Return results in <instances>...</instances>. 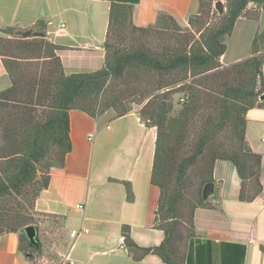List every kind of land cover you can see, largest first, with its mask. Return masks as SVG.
<instances>
[{
  "label": "trees",
  "instance_id": "1",
  "mask_svg": "<svg viewBox=\"0 0 264 264\" xmlns=\"http://www.w3.org/2000/svg\"><path fill=\"white\" fill-rule=\"evenodd\" d=\"M107 1L104 61L97 71L66 74L47 36L21 39L18 28L0 30V60L9 79L0 92V237L17 234L22 255L46 264L41 243H31L25 229L32 226L39 233L40 218L48 217L35 203L72 149L69 112L95 120L107 113L113 120L138 104L141 121L156 129L153 227L164 239L141 247L124 225L128 255L134 262L154 255L163 264H244L245 245L198 237L194 211L213 208L202 198V188L213 183L217 194L218 160L234 165L241 202H252L262 189L261 158L250 149L245 127L246 113L264 106V29L253 38L248 58L229 66L220 60L237 20L256 21L264 0H225L222 15H216L214 0H198L185 28L164 12L154 24L137 27L132 14L139 0ZM32 28L44 29L41 21ZM159 39L169 43L155 47ZM122 184L132 203L130 182Z\"/></svg>",
  "mask_w": 264,
  "mask_h": 264
},
{
  "label": "crops",
  "instance_id": "2",
  "mask_svg": "<svg viewBox=\"0 0 264 264\" xmlns=\"http://www.w3.org/2000/svg\"><path fill=\"white\" fill-rule=\"evenodd\" d=\"M109 8L107 0H0V30H25L41 21L66 74L97 71L104 61ZM197 9L198 0H139L132 19L135 26L147 27L164 12L185 28ZM61 25L64 33L58 31ZM263 29L264 10L256 21L238 19L226 40L221 64L232 65L244 58L254 35ZM238 30L249 34L246 52L230 55L227 41ZM262 75L264 79V64ZM8 86L0 60V92ZM102 117L113 126L101 124ZM102 117L95 120L80 111L69 112L72 149L64 169L51 175L48 188L35 203L37 212L60 220L68 235V246L56 258L44 261L62 264L68 258L74 264H163L154 255L134 262L123 247L121 235L125 225L141 247L158 246L164 239L163 232L153 227L158 192L150 184V175L156 129L145 125L135 109L113 120L107 113ZM245 137L252 152L261 158V192L252 202H241L240 178L234 165L216 161L213 178L218 191L209 196L213 208H197L194 227L201 240L245 245L244 264H264V106H255L246 113ZM124 181L132 186V203L126 201ZM77 204L83 210H77ZM84 229L88 233L83 234ZM73 230L81 232L75 239L69 236ZM0 264L36 263L19 251L17 234L7 233L0 237Z\"/></svg>",
  "mask_w": 264,
  "mask_h": 264
},
{
  "label": "rangeland",
  "instance_id": "3",
  "mask_svg": "<svg viewBox=\"0 0 264 264\" xmlns=\"http://www.w3.org/2000/svg\"><path fill=\"white\" fill-rule=\"evenodd\" d=\"M217 0H214L213 3H215ZM222 2L223 6L225 5V0H219ZM225 9V8H224ZM225 12V10H224ZM216 15H219L218 12H216ZM213 22H215L213 20ZM260 32H256L255 35H258ZM254 35V37H255ZM240 36V38H239ZM248 33H240V31L238 30L235 37L233 39H231V41H227L228 47H229V54H235V55H242L246 52V45L248 43ZM169 42H167L164 39H159V40H155L153 41V45H155V47H159V46H165L167 45ZM251 46V44H250ZM249 46V47H250ZM250 54V48L248 51V54H246V56L244 58H242L241 60L248 58ZM228 55V56H230ZM240 60V61H241ZM224 61V59H223ZM231 65V64H230ZM229 66V65H228ZM179 99L178 95L174 96V101L177 102V100ZM141 107V105L138 104H132V108L133 110H139ZM101 124H107L109 123L111 126H113V123L111 121H108V119L106 117H102L101 118ZM40 221L44 222L46 221L47 223L45 225H41L40 226V231L38 233V241L41 243V249H42V259L45 258H56L57 256H59L62 252H64L65 250H67V232L62 228L61 224H60V220H56L53 217H41Z\"/></svg>",
  "mask_w": 264,
  "mask_h": 264
},
{
  "label": "water",
  "instance_id": "4",
  "mask_svg": "<svg viewBox=\"0 0 264 264\" xmlns=\"http://www.w3.org/2000/svg\"><path fill=\"white\" fill-rule=\"evenodd\" d=\"M214 9L218 12L219 15L224 13V6L221 1L217 0L214 3ZM15 35L21 39H31V38H41L46 36L44 32H42L39 28H28L25 30L18 29L15 31ZM261 101L264 102V95L260 98ZM214 192V184L207 183L202 188V198L207 200L209 196ZM25 234L31 243H35L38 238L37 230L30 226L25 229Z\"/></svg>",
  "mask_w": 264,
  "mask_h": 264
},
{
  "label": "built area",
  "instance_id": "5",
  "mask_svg": "<svg viewBox=\"0 0 264 264\" xmlns=\"http://www.w3.org/2000/svg\"><path fill=\"white\" fill-rule=\"evenodd\" d=\"M58 31H59L60 33H64V31H65V29H64V25H61V26L59 27ZM106 127L109 128L108 125H107ZM75 208H76L77 210H83V206H82L81 204H77V205H75ZM80 233H81V232H79L78 230H73V231L69 234V236H70V238L75 239V238H77V237L79 236ZM82 233H83V234H86V233H88V230H85V229H84V230H82ZM62 264H74V263L71 262V261H69L68 258H66L65 261L62 262Z\"/></svg>",
  "mask_w": 264,
  "mask_h": 264
}]
</instances>
